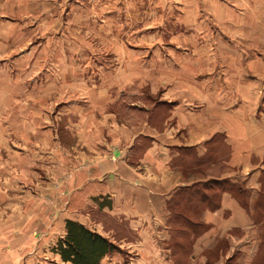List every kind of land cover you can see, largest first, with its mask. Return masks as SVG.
Listing matches in <instances>:
<instances>
[{
	"label": "rangeland",
	"instance_id": "1",
	"mask_svg": "<svg viewBox=\"0 0 264 264\" xmlns=\"http://www.w3.org/2000/svg\"><path fill=\"white\" fill-rule=\"evenodd\" d=\"M226 63L230 79L233 65L247 78L258 76L254 65H264V0H0V125L9 133V145L18 146L21 195L40 193L50 202L46 181L52 152L69 154L76 159L74 170L80 169L82 127L96 129L98 136L143 121L156 127L164 117L163 89H172L174 77L192 72L204 79L214 65ZM8 152L6 161L13 154ZM188 172H182L186 180L219 171ZM71 175L68 171L52 180L53 203ZM18 186L10 183L5 192H17ZM197 186L209 190L213 201L224 188L215 179ZM46 216L37 212L26 234L11 232L9 226L27 217L10 211L1 216L6 257L26 250L27 237L30 243L44 238L51 222ZM90 217L103 228L108 224L107 217ZM255 218L260 225L233 232L242 243H228L229 248L224 242L191 247L189 232L174 228L172 240L158 243V251L174 264H264V214ZM56 235L44 244L48 251ZM105 238L118 248L108 255L120 254L122 260L139 255ZM147 245L153 255L156 243Z\"/></svg>",
	"mask_w": 264,
	"mask_h": 264
},
{
	"label": "crops",
	"instance_id": "2",
	"mask_svg": "<svg viewBox=\"0 0 264 264\" xmlns=\"http://www.w3.org/2000/svg\"><path fill=\"white\" fill-rule=\"evenodd\" d=\"M210 54L219 55L211 50ZM233 66V79L226 63L214 65L204 79L188 72L174 77L172 89L162 84L164 117L156 127L148 121L139 127L115 126L106 136L82 127L80 169L74 170L76 159L69 154H50L48 162L54 167L46 181L49 203L40 193L21 195L18 146L9 145V133L1 124L0 240L6 237L1 216L8 211L12 216L27 217L18 218L17 225L10 224L14 233L23 230L26 234L24 229L30 230L37 212L46 218L51 215V222L42 240L30 243L27 237V249L15 257H6L4 242H0V264H69L60 260L53 246L49 251L45 247L53 239L52 233L57 234L55 239L63 237L68 219L124 243L128 253L139 252L127 260L117 253L106 255L99 264H174L158 251V243L172 240L174 228L189 232L191 247L202 242L212 243L210 248L218 242L226 243L227 248L228 243H242L232 233L252 229L259 223L255 216L264 214V65H254L258 76L252 79ZM6 150L13 153L11 161L4 159ZM213 168L219 172L193 180H186L182 173L201 174ZM68 171L71 178L62 181L63 194L53 203L52 180ZM208 179L224 185L214 208L204 200L211 198L209 190L200 191L197 186ZM10 183L18 186L17 192H5ZM7 204L8 211L4 209ZM92 214L107 217L108 224L103 228L94 223L97 220L91 222ZM197 228L202 230L193 233ZM123 234L128 237L122 239ZM152 243L157 246L149 255L147 244ZM258 243H262L261 237Z\"/></svg>",
	"mask_w": 264,
	"mask_h": 264
},
{
	"label": "trees",
	"instance_id": "3",
	"mask_svg": "<svg viewBox=\"0 0 264 264\" xmlns=\"http://www.w3.org/2000/svg\"><path fill=\"white\" fill-rule=\"evenodd\" d=\"M209 207L215 201L204 198ZM64 235L53 247L60 260L69 264H99L100 260L118 248L108 239L74 220H65Z\"/></svg>",
	"mask_w": 264,
	"mask_h": 264
}]
</instances>
